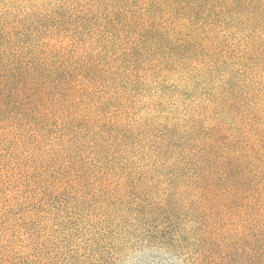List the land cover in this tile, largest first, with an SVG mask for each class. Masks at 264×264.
Here are the masks:
<instances>
[{"label": "trees", "instance_id": "obj_1", "mask_svg": "<svg viewBox=\"0 0 264 264\" xmlns=\"http://www.w3.org/2000/svg\"><path fill=\"white\" fill-rule=\"evenodd\" d=\"M0 264H264V0H0Z\"/></svg>", "mask_w": 264, "mask_h": 264}]
</instances>
